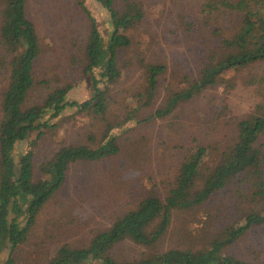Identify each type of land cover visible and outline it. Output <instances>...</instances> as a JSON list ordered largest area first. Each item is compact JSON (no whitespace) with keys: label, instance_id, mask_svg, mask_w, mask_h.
I'll return each mask as SVG.
<instances>
[{"label":"trees","instance_id":"1","mask_svg":"<svg viewBox=\"0 0 264 264\" xmlns=\"http://www.w3.org/2000/svg\"><path fill=\"white\" fill-rule=\"evenodd\" d=\"M93 1L106 14L108 37L101 35L85 0H76L89 23L81 71L90 82V96L80 103L68 102L72 86L67 85L52 89L39 103L29 104V94L37 85L33 70L40 55L39 40L26 16L27 0H0V72L5 76L0 94V254H6L2 264H17V248L28 239L47 202L66 184L72 165L100 164L120 153L116 128L132 120L165 119L181 103L217 86L223 87L229 99L243 89L248 101L238 115H225L228 109L213 115L211 125L226 121L221 126L227 127L222 129L225 145L219 149V142L192 138L191 145L181 150L163 198L151 192L84 246H62L46 264H250L226 250L251 229L264 228V0H197L196 18L188 17L189 21L182 17L188 34L192 28L199 30L194 18L203 23L201 28L206 27L202 42L208 46L196 47L201 62L196 76L185 78L191 79L188 88L170 93L163 108L153 111L148 119H138L139 112H133L124 115L122 123L116 116L107 119L111 90L122 77L120 56L132 45L127 32L143 22L145 15L135 0ZM140 64L145 86L136 97L144 98L141 108L150 106L166 67ZM68 108L104 123L101 137L97 140L88 134L84 143L58 147L35 172L32 149L18 152L17 146L35 134L29 141L33 148L45 132L56 129V124L49 122ZM229 189L235 191L240 215L228 219L205 246L155 249L175 212L210 210L212 199ZM127 242L148 253L137 259H118L114 251Z\"/></svg>","mask_w":264,"mask_h":264},{"label":"rangeland","instance_id":"2","mask_svg":"<svg viewBox=\"0 0 264 264\" xmlns=\"http://www.w3.org/2000/svg\"><path fill=\"white\" fill-rule=\"evenodd\" d=\"M135 1L142 5L145 17L127 32L132 45L120 56L118 65L122 77L111 90L112 103L107 118L112 121L116 116L119 123L124 115L133 112H139L138 119H148L153 111L163 108L170 93L187 89L191 79H184L195 77L200 68L196 47L208 46L202 42L206 38V27L201 28L203 23L195 19L197 0ZM85 6L96 20L101 35L108 37L104 10L93 0H85ZM26 16L34 24L40 47L33 70L37 85L29 94V104L39 103L52 89L67 85L72 86L66 97L68 102L88 99L91 89L89 80L82 76L81 50L89 23L76 0H27ZM185 16L195 17L193 22L196 20L200 31L192 28V33L188 34L182 25L186 22V18L182 19ZM141 61L161 63L166 71L159 79L150 106L140 108L144 98L140 100L136 95L145 86ZM4 77L1 71L0 94ZM223 90L222 86H217L190 102L181 103L165 119L139 123L132 120L123 128H116L120 153L100 164L71 166L66 184L47 202L28 239L17 248L16 263L46 264L62 246H84L151 192L163 198L181 150L191 145L192 138L219 142V149L225 145L227 139L222 129L227 127L221 126L226 121L211 125L213 115L228 109L225 115L235 116L247 108L243 89L230 99ZM49 124H56V129L45 132L33 148L29 141L35 139V134L17 146L18 152L32 149L35 172L58 147L84 143L88 134L98 140L104 130V123L79 114L74 108H68ZM211 129L217 130L212 132ZM261 143L264 151V137ZM236 207L235 191L229 189L212 199L210 210L175 212L166 235L155 249L205 246L228 219L240 215ZM147 251L127 242L119 245L114 255L120 260L137 259ZM226 252L250 264H264V228L251 229ZM5 257V253L0 254V264Z\"/></svg>","mask_w":264,"mask_h":264}]
</instances>
